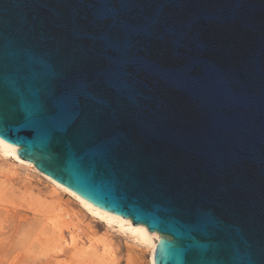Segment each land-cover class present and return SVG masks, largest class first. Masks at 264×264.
I'll list each match as a JSON object with an SVG mask.
<instances>
[{
  "label": "water",
  "instance_id": "1",
  "mask_svg": "<svg viewBox=\"0 0 264 264\" xmlns=\"http://www.w3.org/2000/svg\"><path fill=\"white\" fill-rule=\"evenodd\" d=\"M0 139L155 264H264V0H0Z\"/></svg>",
  "mask_w": 264,
  "mask_h": 264
},
{
  "label": "rangeland",
  "instance_id": "2",
  "mask_svg": "<svg viewBox=\"0 0 264 264\" xmlns=\"http://www.w3.org/2000/svg\"><path fill=\"white\" fill-rule=\"evenodd\" d=\"M130 244L50 180L0 154V264H126Z\"/></svg>",
  "mask_w": 264,
  "mask_h": 264
},
{
  "label": "bare ground",
  "instance_id": "3",
  "mask_svg": "<svg viewBox=\"0 0 264 264\" xmlns=\"http://www.w3.org/2000/svg\"><path fill=\"white\" fill-rule=\"evenodd\" d=\"M0 154L4 157L13 159L19 166L33 170L34 172L44 176L45 178L50 180V182L52 183V186L54 187L56 191L67 192L72 197H74L77 200V202L81 205V207L84 208L87 212H89L92 217L103 221L107 227H110L112 229L115 228L116 231L125 235L131 242L130 246L127 247L126 249L127 251L126 264H143L142 256H143V252L145 251L148 253V256H149L148 264H155L154 263V248H155L156 242L159 239V236L156 232H150L142 224H133L129 218H120L119 216L108 213L90 204L89 202H87L86 200H84L83 198H81L80 196L72 192L71 190L67 189L66 187L58 183L57 181L50 178L47 174L39 170L32 162L20 157L15 147H11L7 145L1 139H0ZM67 215L69 214L67 213ZM51 220L49 219L48 222L50 223ZM53 221L54 219L52 220V222ZM56 221L60 223L59 220H56ZM53 224H55L54 226H56V223H53ZM54 226H53V229H56V227ZM58 230L59 228H57V231Z\"/></svg>",
  "mask_w": 264,
  "mask_h": 264
}]
</instances>
